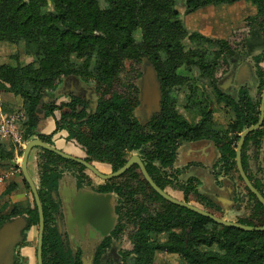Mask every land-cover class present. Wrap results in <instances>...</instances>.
Listing matches in <instances>:
<instances>
[{
  "label": "trees",
  "instance_id": "obj_1",
  "mask_svg": "<svg viewBox=\"0 0 264 264\" xmlns=\"http://www.w3.org/2000/svg\"><path fill=\"white\" fill-rule=\"evenodd\" d=\"M50 1L51 4L48 0H0V41L17 36L24 43L25 54L34 59L27 64H0V80L5 90L23 99L24 116L19 123L23 142L37 136L51 143L58 130L66 129L92 159L113 163L138 148L145 132L149 139L146 151L151 152L162 167H168L174 163L182 143L208 138L225 152L239 139L245 125L255 122L260 98L254 101L246 86H241L238 98H235L221 90L215 76L222 54L233 55L236 50L225 39L195 32L200 48L187 52L178 41L188 34V30L175 9L177 0ZM237 1L240 0H184L183 7L185 13H191L208 5H230ZM245 1L256 8L249 17L250 25L257 26L264 34V0ZM136 26L142 29L141 40L136 37ZM47 35L51 37L50 42L43 39ZM208 44L216 45L217 49L210 51ZM160 51L172 58V67L165 64ZM145 58L152 61L157 70L162 101L161 110L142 122L135 113L139 105L138 79L142 70L135 69L134 76L126 74L124 80L120 79L125 91L115 89L114 84L122 75L120 67L124 60L141 63ZM263 58V53L254 56L261 87L264 68L259 61ZM62 77L79 78L84 82L94 79L97 84L95 89L73 87L76 89V111H62L52 133L40 132L35 114L43 112L48 116L55 109H62L60 104L51 105L45 100L44 89ZM198 78H207L217 101L231 107L232 120L223 123L215 117L210 96ZM182 84L187 88L183 107L189 118L181 116L174 89ZM81 125L88 126L90 133L82 131ZM263 134L264 123L247 137L244 149L250 138ZM16 145L17 142H0L1 167L13 165L16 154H22L23 148L16 150ZM5 160L8 162H3ZM137 167L134 165L120 177L98 186L100 191L116 192L119 210L124 208L125 213L138 217L132 231L134 248L125 253L123 264H148L144 251L147 248L179 254L187 264H264V231L219 224L159 194V201H156ZM74 168L79 171L78 183L82 186L83 164L67 158H62L61 166L52 165L42 157L38 162L37 186L45 214L43 254L47 264H82L78 255H72L58 231L56 218L60 203L53 197L63 174L73 172ZM23 181L31 190L25 178ZM256 186L260 188L257 183ZM192 187L191 183L186 186V201H189ZM251 195L256 200L253 215L258 217L263 205L254 194ZM198 198L213 204L201 194ZM153 206L156 216L146 217ZM24 214L27 225L23 243L26 244L28 230L38 222L35 201L34 207L15 205L9 212L1 214L0 225ZM240 222L248 223V220L241 219ZM99 260L100 253H97L94 264H99ZM16 261V264H24L19 258Z\"/></svg>",
  "mask_w": 264,
  "mask_h": 264
},
{
  "label": "rangeland",
  "instance_id": "obj_2",
  "mask_svg": "<svg viewBox=\"0 0 264 264\" xmlns=\"http://www.w3.org/2000/svg\"><path fill=\"white\" fill-rule=\"evenodd\" d=\"M183 1L184 0H177L175 9L180 13L182 19L184 20L187 26L188 34L185 37L180 38L178 41L185 46V50L187 52H194L195 50L200 48V45L198 44L194 36L195 32H201L198 28L199 25H202L204 27L208 25L210 28H212V32H208V33L201 32V33L217 38V39L227 40L229 45L236 50V53L233 55L230 54L229 52H225L222 54V56L219 59L218 66L216 68L215 76L217 77L218 85L222 86V89H221L222 91L227 92V90L230 89L229 87H233L234 89H236L237 87L234 86L232 82L227 84L226 78H227V75L230 73V71L235 70L239 66L238 62H242V61L251 62L252 68H254L253 61H255V59H254V56H250V53L248 52L249 47L246 44V38L248 37V32L251 33L250 31L257 28L256 26H254V28H251L250 19H249V17L252 16L256 12L255 6L252 3L246 1L247 2L246 5H242L241 7H238L231 11L233 15L228 10L227 6L229 5L227 4L217 5V6L208 5V6L202 7L199 12L193 11V13L192 12L185 13V9L183 7ZM48 2L49 4H51L50 0H48ZM248 26H249V31L247 28ZM135 30H136L137 39L141 40L143 38L141 27L136 26ZM261 34L264 36L262 32ZM43 39L48 42L51 41V37L49 35L43 36ZM207 48H209L210 51H213L217 49V46L208 44ZM160 54H161L162 60L165 61V64L168 65L169 67H172V64H173L172 58L168 54H165L162 51H160ZM33 60L34 59L31 55L25 54L24 43L21 40H19L17 36H12L9 39H4L0 41V64L7 63L10 65H19V64H27L29 62H32ZM146 60H149V59L145 58L143 59L141 63H135L132 60H124L120 67L122 75L119 79L116 78L114 88L119 91H125V87L120 79L124 80L126 74L127 76H131V77L134 76L135 69L144 70V62H146ZM96 82L94 81V79L84 82L80 80L79 78L70 79L67 77H62L61 79H56L54 83L46 87L44 89V92H46L47 97L49 98L47 99V101L51 100L50 104L52 103L53 100L56 99V97H58L56 92H67L66 93L67 96L65 97V99L59 101V104L61 105L62 109L68 110L69 112H71L74 110V107H75L74 106L75 99H74V96L72 95L73 87L79 88L83 86H88L91 89H95V86L97 84ZM198 82L205 86V90L210 96V99L212 101L211 106L216 110L215 117L218 120L221 118H224L223 121L225 122L229 121L227 120L228 116L225 117L224 113L221 112V109H223L224 106L221 102L217 101L214 91L209 85V80L207 78H198ZM257 82L258 84L256 86V92L258 95L257 98H259L262 93L263 86L262 87L260 86L258 79H257ZM174 89H175V93L178 95L177 103H178V108L180 110L181 116L189 118L187 111L183 107V105L185 104L184 97H185V93L187 90L186 84H182L181 86H175ZM91 91H89V93H91ZM54 94H55V97H54ZM23 116H24V110H23L22 97L20 95H14L12 92L5 90L4 83L2 80H0V142H4V141L7 143L17 142L15 139L17 137L19 138L22 137L21 126L19 125V123H20V120L23 118ZM87 130L89 129L87 128ZM22 143L24 144L26 142L22 141ZM148 146H149V139L147 138L146 133L144 132L141 135V140L138 144V151L142 154V157L146 160L147 164L149 165L148 167H149V170L152 176L153 177L158 176L159 178H161L165 186L171 190H174L175 188L178 189L179 187H181L182 185H180L179 183L177 184H175L176 182L174 183L173 175L169 174V172H166L164 170H160L159 167L156 166V163H157L156 159L153 157L151 153L145 150L148 148ZM18 148L24 149V146L20 144L19 142H17L16 150ZM40 148L41 149H39L40 154H39L38 162H39L40 157L47 160V157H45L43 153H41V151L44 152V149H42V147ZM22 154L21 155L18 154L20 156V160H21ZM52 157L50 158V160H52V163H56V165H60V166L62 165L61 157H59L58 155H55V156L53 155ZM126 157L127 155L123 158H119L115 160V162L109 165L99 164L98 166L103 172H111L119 168L126 160ZM54 158H55V161H54ZM83 158L90 160V161H94L89 154ZM73 170H74L73 172L67 171L68 173L67 177L70 180L73 178L76 182H78L79 171H77L76 168H74ZM20 173H21L22 178H24L21 168H20ZM158 173H161V175L159 176ZM140 177L142 179L143 175H140ZM81 178L84 180L83 186L85 185L86 187H92V188H93V185L96 184L95 182L97 180L103 181L101 177L95 175L91 170L87 169L86 167L83 169V171H81ZM168 180H173V184ZM147 187L153 193L154 197L156 198V201H159L156 191L153 190V188L149 184L147 185ZM54 192H55L54 196L56 197V200L62 205L63 203L61 200H62V197L66 194V190L62 188L60 190L57 189ZM118 199H119L118 195L114 194L113 201H112V204L114 205V207L119 204ZM199 201L200 200L197 199L196 195L193 194L192 198L190 199V202L206 208V206H204V204H202ZM69 202H70L69 198L65 200V208L63 209L64 211L59 216V218H61L63 222L61 226H63L65 229L66 238L68 236V229H69V224H68L69 221L67 218L68 211L72 210L70 208ZM14 206L15 205L12 204L8 199L7 190H5L3 193H0V215L3 214L4 212H9ZM32 207H34V200L32 203ZM207 209L216 213L219 216L224 217L219 212H216V210L212 208L211 206H208ZM118 211H119V215H121L119 217V222L123 224V243H122L123 246L122 248H124L125 250H128V249L132 250L134 248V238L132 236V231L135 228L134 220L138 219V217L132 213H125L124 208H120V210L118 209ZM117 216L118 214L116 213V218ZM145 216L150 217V218L155 217L156 208L153 206L151 212L148 214H145ZM57 217H58V214H57ZM263 220H264V212H263V216L261 220H259V222H256V224H260ZM31 233L34 234V237L36 238L38 237V223L37 222L34 224L33 232ZM71 244L77 247L76 242L74 240L71 241ZM22 247L23 246L21 245L18 246L19 251L22 250ZM144 251L146 252L145 254L148 256V264H187L182 259V257L176 253L169 254L165 252H159L152 248H147ZM17 258H19V260L21 261L24 260L23 256L21 257V255H19V257ZM45 260H47V258Z\"/></svg>",
  "mask_w": 264,
  "mask_h": 264
},
{
  "label": "crops",
  "instance_id": "obj_3",
  "mask_svg": "<svg viewBox=\"0 0 264 264\" xmlns=\"http://www.w3.org/2000/svg\"><path fill=\"white\" fill-rule=\"evenodd\" d=\"M246 4L247 2L245 0H240L227 7L231 12L233 9ZM200 9L194 12H199ZM231 14L233 15L232 12ZM198 28L203 33L212 32V28H210L208 25H206V27L199 25ZM247 28L249 31V26ZM251 28L253 27L251 26ZM250 32L251 33L248 32L246 44L249 47L248 52L250 53V56H255L259 53L264 52V36L261 34V31L258 27ZM238 63L239 66L235 70L230 71L226 78L227 84L232 82V84H234V86H236L237 88L234 89L233 87H229L230 89L227 88V92L237 98L240 86L247 85L250 95L254 100H256V86L258 82L256 76L255 61H253L254 68H252V64L249 61H242ZM261 64L262 66H264V60L261 62ZM66 93L67 92H56L58 97H56V99L53 100L51 104H59V101L65 99V97L67 96ZM47 99L49 98L47 97V94H45V100L47 101ZM50 101L51 100H48V102ZM62 111L65 110L57 108L51 115L48 116H46L43 112L36 114L38 130L46 134L52 133L56 128L57 120L61 119ZM75 111L76 110L74 109L71 112L74 113ZM221 112L224 113L225 111L221 110ZM227 114V112L224 113L225 117H227ZM223 120L224 118L219 119L220 122L224 123L225 121ZM87 128L89 130H87ZM80 129L87 134L90 133V128L86 125H81ZM51 143L60 149H63L80 157H85L86 155H88V152L74 138L70 137V133L66 129L58 130L52 136ZM20 144L25 146V143ZM39 149H41L40 146L34 147L30 152L28 160V169L36 184H38L39 181ZM42 149L44 148L42 147ZM41 153H43V155L47 157V161L50 164L56 165V163H52V160H50V158L53 155L55 156L57 154H54L47 149H44V152L41 151ZM220 155L221 151L219 149V146L212 139L205 138L184 142L178 149V155L173 165L164 168L158 163V161L156 163V166L159 167L160 170H164L173 175L174 183L176 182L175 184L179 183L182 186L178 189L175 188L174 190H171L165 186L161 178H159L158 176H154V179L168 193L180 199H184L186 186L188 183H191L193 187L189 192V200L192 198L193 194H195L196 197L197 194H202L219 207V210H217V212H219L225 218L230 220L246 218L249 214V206L251 205V200L248 196V192L244 189L242 181L239 177L238 172L235 170V166L233 165L232 161H230V163H228L223 170H216L214 164L218 161ZM225 156L232 159L234 156V151L232 149H228L225 152ZM247 157L249 173L255 180L261 181L264 185V136L261 138L260 146H257L253 140L249 143L247 149ZM20 163V156L16 154L13 165L9 167L0 166V193H3L5 190H7L9 201L14 205L25 208L28 206V204L32 206L34 198L31 191L27 189L23 182V178L20 173ZM96 164L109 165L107 163H102L99 161H96ZM216 171H218V174H215ZM158 175L160 176L161 173H158ZM67 176L68 173L65 172L60 180L59 185L60 189L64 188L66 192H71V189H74V187L76 186V181L73 178L70 180ZM173 180L168 181L173 184ZM95 183L99 184L101 183V181L97 180ZM250 220L253 221L254 219ZM34 224L35 223H33L28 230V244L23 246L21 250V254L26 264H37V238L34 237V234L31 233L33 232Z\"/></svg>",
  "mask_w": 264,
  "mask_h": 264
},
{
  "label": "water",
  "instance_id": "obj_4",
  "mask_svg": "<svg viewBox=\"0 0 264 264\" xmlns=\"http://www.w3.org/2000/svg\"><path fill=\"white\" fill-rule=\"evenodd\" d=\"M138 85L140 88L139 105L135 108V113L142 122H145L151 119V117L155 113L161 110V100H162L161 82L158 78L155 65L149 60H146V62H144V70H142V75L138 79ZM219 87L222 89V86ZM263 120H264V86L261 94L259 118L254 124L243 130V132L240 134L236 148V162L239 173L242 179L244 180L245 184L247 185V187L250 189V191L254 193L259 199V201L264 205V195L258 190V188H256L254 183L251 181L250 177L248 176V174L244 169L242 162V149L246 137L250 132L258 129L262 125ZM36 146H40L51 152H54L62 158H67L70 160L77 161L83 164L87 169L91 170L97 176L105 180L119 176L123 174L125 171H127L132 165L137 164L148 184L157 192V194H159L163 198L171 202H174L176 204H179L181 206L192 209L196 212H199L222 225L234 226L244 230L264 231V223L262 225H254V224H245L238 221L228 220L197 204L191 203L190 201H186L184 199H180L171 195L152 178L146 167L144 160L137 153L132 154L127 159V161L118 169L109 173H105L101 171L90 160H87L83 157L74 155L63 149H60L54 144L44 141L41 138L32 137L25 143L23 154L21 157L20 168L24 175V178L26 179V181L28 182L31 188V192L38 210V222H39L38 244H37L38 264H44L43 244H44V232H45V214H44L43 203L40 197L38 186L28 169V160H29L30 152ZM3 162H8V161L5 160ZM71 192L73 196L72 202H73L74 214L72 210L68 211V218L70 220L69 223L71 222L74 224L76 221L81 223V218L83 217L84 219L85 217L88 219V222L93 227H95L98 230L101 229L103 230V224L105 218L103 205H105L108 202V200L112 196V193H100L96 191L85 190L82 188H79L78 190H75V188L71 189ZM53 195H55V192H53ZM26 225H27V216L25 214L15 216L3 222L0 225V264H14L15 247L16 244H18L23 240L22 230L25 228Z\"/></svg>",
  "mask_w": 264,
  "mask_h": 264
},
{
  "label": "flooded vegetation",
  "instance_id": "obj_5",
  "mask_svg": "<svg viewBox=\"0 0 264 264\" xmlns=\"http://www.w3.org/2000/svg\"><path fill=\"white\" fill-rule=\"evenodd\" d=\"M264 54V52H262ZM264 60V58L259 61V64L262 66L261 62ZM255 66H256V71H257V64H256V61H255ZM262 68H264V66H262ZM245 86V85H243ZM264 86V84H263ZM248 88V86H246ZM241 88V87H240ZM240 88L238 90V94H239V91H240ZM76 89H72V95L75 96L76 94ZM263 91V89H262ZM248 92H249V89H248ZM228 93V92H226ZM230 94V93H228ZM250 94V92H249ZM262 94V93H261ZM232 95V94H231ZM233 96V95H232ZM251 96V95H250ZM258 96V95H257ZM234 97V96H233ZM252 97V96H251ZM238 98V97H237ZM260 103H261V95H260ZM259 98H256V100H253L254 101H257ZM162 101V100H161ZM224 106L223 109H221L222 111H225L227 112V116L229 117L227 120H232L234 118V112L233 110L231 109L230 106L226 105L225 103L221 102ZM224 112V113H225ZM259 115H260V106H259V112H256L254 114V118L256 117L255 119V122L258 120L259 118ZM227 121V122H229ZM227 122H224V123H227ZM254 122V123H255ZM252 123V124H254ZM263 123H264V120H263ZM262 123V125H263ZM252 124L250 125H245L244 129H246L247 127L251 126ZM262 125L259 127L261 128ZM258 128V129H259ZM243 129V130H244ZM256 129V130H258ZM254 130V131H256ZM254 131L250 132L248 134V136L253 133ZM243 132V131H242ZM241 132V133H242ZM240 133V134H241ZM247 136V137H248ZM264 136V134L261 136V137H253V138H250L249 141H248V144L246 146V148L244 149V145H243V149H242V162H243V166H244V169L246 171V173L248 174V176L250 177L251 181L254 183V185L256 186V183L259 184L260 188L264 191V185L262 184L261 181H258V180H255L252 175L249 173V170H248V157H247V149H248V145L249 143L253 140L254 143L257 145V146H260L261 144V138ZM240 137V136H239ZM246 137V139H247ZM208 139V138H207ZM239 140V139H238ZM238 140L234 143H232L231 147L230 148H227L225 150V152L228 150V149H232L234 151V156L232 159H230L229 157H226L225 156V152H222V150L220 149V146H219V149L221 151V155L218 159V161L214 164V167L216 168V170H223L224 167L227 166L228 163H230V161H232L233 165L235 166V170L238 172L239 174V177L242 181V184L244 186V189L248 192V196L251 200V205L249 206V214L246 218H238L237 220H232V221H238L240 222L241 219H247L248 220V223H245V224H254V225H262L264 223V220L260 223V224H256V222H259V220H261L262 216H263V212H264V205H263V209L259 210L258 211V217H255L253 215V213L255 212V199L254 197L251 195V191L250 189L247 187V185L245 184L244 180L242 179L240 173H239V170H238V167H237V162H236V148H237V144H238ZM246 141V140H245ZM183 144V143H182ZM181 144V145H182ZM245 144V142H244ZM180 145V146H181ZM179 146V147H180ZM45 149V148H44ZM179 149V148H178ZM146 150V149H145ZM138 148H136L134 151L128 153L127 157H126V160L124 161V163L127 161V159L134 153H137L139 154L141 157L142 155L140 153H138ZM54 153V152H53ZM151 153V152H149ZM56 154V153H54ZM152 154V153H151ZM58 155V154H57ZM153 155V154H152ZM177 155H178V152H177ZM59 156V155H58ZM60 157V156H59ZM125 157V156H124ZM153 157L156 159V157L153 155ZM123 158V157H121ZM177 158V157H176ZM245 158V164H244V159ZM62 159V157H61ZM142 159L144 160L145 164H146V167L150 173V175L152 176L150 170H149V167H148V164L146 162V160L142 157ZM223 159V160H222ZM224 159L226 160V162L224 161ZM94 161H92L99 169L100 167L96 164V161L98 160H95L93 159ZM157 161V159H156ZM176 161V159H175ZM174 161V162H175ZM99 162H102V163H107V164H112L110 162H104V161H99ZM123 163V164H124ZM159 163V162H158ZM122 164V165H123ZM174 164V163H173ZM172 164V165H173ZM121 165V166H122ZM134 165H137V164H134ZM132 165V166H134ZM120 166V167H121ZM131 166V167H132ZM138 166V165H137ZM171 166V165H170ZM130 167V168H131ZM169 167V166H168ZM164 168H167V167H164ZM118 169V168H117ZM101 170V169H100ZM116 170V169H115ZM102 171V170H101ZM114 171V170H113ZM137 171L140 173V175H142L140 169H139V166L137 167ZM67 172V171H66ZM112 172V171H111ZM126 172V171H125ZM124 172V173H125ZM105 173H109V172H105ZM123 173V174H124ZM95 174V173H94ZM215 174H218V171H216ZM64 175V174H63ZM96 175V174H95ZM122 175V174H121ZM121 175L119 176H116V177H120ZM63 177V176H62ZM116 177H113V178H116ZM113 178H110V179H103V181H101V183L99 184H94L93 185V188L92 187H86L85 185L83 186H80L78 182H76V186L74 187L75 190H78L79 188H82V189H85V190H91V191H96V192H100V193H112V196L110 197V199L108 200V202L103 205V211H104V224H103V230H98L96 229L95 227H93L89 222H88V219L84 217L81 218V223H79L78 221H76L74 224L73 223H68L69 224V229H68V236L67 238L65 237V229L63 226H61V224H63L61 218H59L60 214L63 213V209L65 208V200L66 199H70V202H69V205H70V208L72 209L73 211V214H74V210H73V196H72V192H66V194L62 197V205L60 204V210H59V213H58V217L56 219V224H57V227H58V231L59 233L61 234L64 242L66 243V245L68 246V248L70 249V251L72 252V255H78L79 258H80V261L82 262V264H94L95 263V260H96V256H97V253H100V262L99 264H123L124 263V255L127 251H129L130 249L128 250H125L124 248H122V243H123V227H122V224L119 222V217L121 215H119V211H118V207H119V204L117 206L114 207V205L112 204V201H113V197H114V194H117L116 192L114 191H100L98 190V186L102 183H104L105 181L107 180H111ZM152 178L154 179V177L152 176ZM102 179V178H101ZM61 180V179H60ZM142 180H144V182L146 183L147 181L145 180L144 176L142 178ZM155 180V179H154ZM156 181V180H155ZM157 182V181H156ZM148 183V182H147ZM146 183V184H147ZM158 183V182H157ZM59 184H60V181H59ZM148 185V184H147ZM256 188H258L256 186ZM258 188V190L264 195V193L262 192V190ZM58 189H60V185L58 187ZM73 189V188H72ZM154 190V189H153ZM76 192V191H75ZM157 193V192H156ZM254 194V193H252ZM118 195V194H117ZM202 195V194H201ZM255 195V194H254ZM256 196V195H255ZM54 197V195H53ZM55 198V197H54ZM118 198H119V195H118ZM185 198V197H184ZM257 198V196H256ZM197 199L198 198V194H197ZM258 199V198H257ZM56 200V198H55ZM185 200V199H184ZM209 200V199H208ZM259 200V199H258ZM119 201V199H118ZM190 201V200H189ZM201 202L202 204H204V206H206L205 209L208 208V206H211L212 208H214L217 212V210H219V207L214 204H208V203H205V201H199ZM192 203V202H191ZM200 206V205H199ZM202 207V206H201ZM204 208V207H203ZM208 210V209H207ZM210 211V210H209ZM212 212V211H211ZM116 213L118 214L117 218H116ZM214 213V212H213ZM216 214V213H215ZM222 217V216H221ZM68 218V216H67ZM225 218V217H223ZM227 219V218H226ZM250 219H254L253 221H251ZM230 220V219H228ZM68 221L69 218H68ZM38 223V227H39V222ZM242 223V222H241ZM25 229V228H24ZM24 229L22 230V235H23V232H24ZM104 232V234H103ZM28 234V232H27ZM24 238V236H23ZM26 240H27V237H26ZM75 241L76 242V246L75 247L73 244H71V241ZM28 242L26 244L23 243V240L21 242H19L18 244H16V247H15V253H14V264H16V260L18 259L17 257H19V255H21L22 257V254H21V251H19V248L18 246L21 245V246H25L27 245ZM37 244H38V237H37ZM36 260H37V264H38V257H37V247H36ZM47 257L43 254V261H44V264H47V260H45ZM24 264H26V262L23 260L22 261Z\"/></svg>",
  "mask_w": 264,
  "mask_h": 264
},
{
  "label": "built area",
  "instance_id": "obj_6",
  "mask_svg": "<svg viewBox=\"0 0 264 264\" xmlns=\"http://www.w3.org/2000/svg\"><path fill=\"white\" fill-rule=\"evenodd\" d=\"M17 142H19V143H22V137H17L16 139H15Z\"/></svg>",
  "mask_w": 264,
  "mask_h": 264
}]
</instances>
